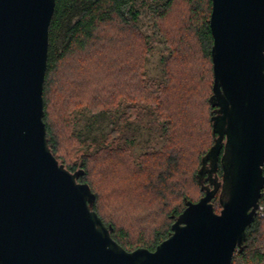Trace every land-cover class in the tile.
<instances>
[{"label":"water","instance_id":"95a60500","mask_svg":"<svg viewBox=\"0 0 264 264\" xmlns=\"http://www.w3.org/2000/svg\"><path fill=\"white\" fill-rule=\"evenodd\" d=\"M56 0H0V264H231L264 187V0H212L215 143L202 158L219 184L186 200L155 249L128 250L92 205L96 194L49 145L44 121ZM211 181H213L211 179ZM203 189V187H202Z\"/></svg>","mask_w":264,"mask_h":264},{"label":"trees","instance_id":"16d2710c","mask_svg":"<svg viewBox=\"0 0 264 264\" xmlns=\"http://www.w3.org/2000/svg\"><path fill=\"white\" fill-rule=\"evenodd\" d=\"M180 1L186 13L178 12L170 23ZM137 2L56 0L49 27L44 121L54 155L72 171L84 169L78 180L90 184L96 194L92 207L112 227L113 238L128 250L140 246L153 250L169 235L186 200H193L188 194L191 186L197 185L203 194L206 185L199 170L216 138L211 120L215 107L209 100L214 78L209 22L212 0H153L149 6L152 40L140 31ZM158 35L173 46L164 56L169 69L161 82L145 77L143 72ZM72 59L77 72L63 68ZM121 106V124L113 125L97 149H84L89 138L77 129L80 117L88 111L95 119L115 113ZM148 108L157 114L156 123L166 133V140L158 151H146L135 158L128 138L121 140L122 130ZM199 121L204 138L192 140L191 128ZM92 124H88L90 128ZM74 141L79 142L81 152ZM76 154L79 156L72 163L63 156ZM221 157L215 175L223 177ZM214 182L219 188L212 201L221 192L220 182ZM117 195L133 200L122 202L121 211L137 216L133 221L144 226L151 222L150 233L147 228L118 225L114 219V210L119 207ZM152 204L155 211L148 208ZM158 212L165 216L160 221ZM247 232L231 264H264V216L257 215Z\"/></svg>","mask_w":264,"mask_h":264},{"label":"rangeland","instance_id":"374dc122","mask_svg":"<svg viewBox=\"0 0 264 264\" xmlns=\"http://www.w3.org/2000/svg\"><path fill=\"white\" fill-rule=\"evenodd\" d=\"M152 1L153 0H138L137 2V7L140 11L139 28H140V31L144 35L148 36L149 40H152L153 31H154L152 20L150 19V8H149ZM182 3L183 1H180L179 6L174 8V14L170 16L171 18L170 23L174 21L178 12L182 11L184 14L186 13V10L181 8L184 6V4ZM170 23L168 26H170ZM160 32L163 33L162 30ZM60 43H61V40H59V44ZM171 50H173L172 43H167L164 37H160L158 35L157 45L155 46V48L151 51V53L148 55L147 59L145 60V64H144L145 66H144V71H143L146 74L145 77L147 76L149 79H153L158 82L165 80V72L167 69H169V65H166V63H164V56L167 57L170 54ZM75 64H76L75 60L72 59L68 61L63 66V68L65 70L67 69L69 71L75 70L77 72V68L75 67ZM77 67H78V64H77ZM172 68H174V65H172ZM123 112L124 110L121 106L119 110H117V112L115 113H107V114H104L103 116L102 115L99 117L96 116L97 118L95 117V119H93V114L86 111L85 114L80 117L79 124L77 123L78 131L83 133V136H85L86 138H89V140L84 142L83 148L94 150V149H97L99 146H101L103 142L102 140L107 136V133H109L114 128L113 125L121 124V115ZM138 116H141V120L139 119ZM156 118H157V114L154 113L153 111H150V109L148 108V110H145L144 112L139 113L137 116H135L136 121L127 122L128 126L122 130L121 140L123 141V137L128 138L129 143L131 145V151H133L132 153L134 154L135 158L139 157L142 153H145L146 151H158L159 149L163 147L165 140H166V133H164L161 125H158L156 123ZM92 121H93V124L91 125L92 128H90L88 124L91 123ZM202 129L204 128H203V125L200 123V121L194 124V126L191 128L192 133L190 134V137L192 138V140L193 139L199 140L200 138L201 140L199 141L203 140L204 131ZM130 140L133 142L131 143ZM70 141L71 140H69V143ZM74 142L76 145H78L79 152H81L79 144H78L79 142H76V141ZM63 156L66 157V161L68 163H72L73 162L72 159L78 157L79 155L76 154V155H63ZM215 177L219 182L222 183L223 179L221 175L219 176L215 175ZM188 194L193 195L192 199L195 201L198 200L203 195L200 190V187H198L195 184L191 186ZM116 198L118 199L117 202L119 203H116V202L114 203L119 204V207L116 210H114V213L116 215L114 216V219L116 220L119 226L120 225H125V226L135 225L137 228H147L146 231L148 233L152 231V230H149V229H152V226L148 225V224H151V222L148 221L147 222L148 224L144 226V223L142 224L141 222L138 223V222L133 221L137 218V216L135 217L134 215L126 216L127 214L125 215L124 211H121L122 209L121 203L122 202L124 204L133 203L132 199H128V197H125L124 195H117ZM109 203H111V201ZM213 203H214L215 210L219 211L221 208V205L219 203V198L216 197ZM148 208H152V210H154L156 209V206L152 204L148 206ZM153 216L155 215L153 214ZM140 217H143V216L141 215ZM164 217H165L164 215L158 212V221L162 220ZM144 221L146 222L145 218H144Z\"/></svg>","mask_w":264,"mask_h":264},{"label":"flooded vegetation","instance_id":"af4514ba","mask_svg":"<svg viewBox=\"0 0 264 264\" xmlns=\"http://www.w3.org/2000/svg\"><path fill=\"white\" fill-rule=\"evenodd\" d=\"M223 149L221 151L220 157L222 155ZM219 160H220V158H219ZM217 169H216V171H217ZM215 178H216L215 177V171H213V166L211 164V161L208 160L206 162L205 171H204V174H203V183L206 184L205 186H203V190H204L203 194H204V192H205V190L207 188H213L214 187V181L216 180ZM211 179L213 181H211Z\"/></svg>","mask_w":264,"mask_h":264},{"label":"built area","instance_id":"2783aa9c","mask_svg":"<svg viewBox=\"0 0 264 264\" xmlns=\"http://www.w3.org/2000/svg\"><path fill=\"white\" fill-rule=\"evenodd\" d=\"M262 193L264 194V187L262 189ZM257 215L264 216V201H261V198L259 201V207L257 209Z\"/></svg>","mask_w":264,"mask_h":264}]
</instances>
